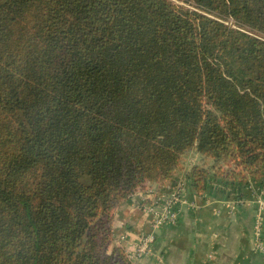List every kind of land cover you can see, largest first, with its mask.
Instances as JSON below:
<instances>
[{
    "label": "trees",
    "instance_id": "16d2710c",
    "mask_svg": "<svg viewBox=\"0 0 264 264\" xmlns=\"http://www.w3.org/2000/svg\"><path fill=\"white\" fill-rule=\"evenodd\" d=\"M183 1L0 0V264H134L113 210L191 149L263 188L264 0Z\"/></svg>",
    "mask_w": 264,
    "mask_h": 264
},
{
    "label": "crops",
    "instance_id": "0c3cea01",
    "mask_svg": "<svg viewBox=\"0 0 264 264\" xmlns=\"http://www.w3.org/2000/svg\"><path fill=\"white\" fill-rule=\"evenodd\" d=\"M194 166H207L212 173L203 193L195 191L189 177ZM214 169V160L196 149L185 153L171 178L174 183L167 186H178L182 197L174 223L154 228L153 214L137 205L136 196L116 207L112 222L116 244L131 253L141 236L151 232L156 236L151 250L134 264H264L256 235L257 216L262 214L264 244V186L257 189L252 184L240 197L234 188L220 184ZM164 183H147L152 189L146 194L148 201L168 191L162 189Z\"/></svg>",
    "mask_w": 264,
    "mask_h": 264
},
{
    "label": "built area",
    "instance_id": "2783aa9c",
    "mask_svg": "<svg viewBox=\"0 0 264 264\" xmlns=\"http://www.w3.org/2000/svg\"><path fill=\"white\" fill-rule=\"evenodd\" d=\"M161 194V193H160ZM182 202V197L179 188H177L176 192L172 193L171 196L164 201L162 211L156 213L153 220V227L158 228L166 223H174L178 219V209L176 204ZM264 208V202H262V209ZM262 226H263V216L259 214L257 216V224H256V235L258 240V246L264 249V244L261 240L262 235ZM156 236L153 232L143 235L139 238L136 249L131 253H127L130 259L134 262V260L142 257L146 253H148L154 242Z\"/></svg>",
    "mask_w": 264,
    "mask_h": 264
},
{
    "label": "rangeland",
    "instance_id": "374dc122",
    "mask_svg": "<svg viewBox=\"0 0 264 264\" xmlns=\"http://www.w3.org/2000/svg\"><path fill=\"white\" fill-rule=\"evenodd\" d=\"M173 3H176V4H178V5H181V6H184V7H186V8H189V9H194V7L191 5V4H188V3H186V2H184L183 0H171ZM205 167H207V166H205ZM166 181H168V180H166ZM166 181H164V182H166ZM164 182H162V183H164ZM170 183H171V179L169 180V184H163L162 185V189L164 188V190H168L167 192H165V193H163V192H160L161 194L159 195V197L158 198H156V199H151L152 201H148L147 200V198H146V194L149 192H151L152 191V189H150L149 187H148V184L146 183L145 185H144V187H142L141 189H139V191H137V193L134 195V196H136V197H139V198H137V199H135L136 200V203H137V205H139V206H143V208H145V209H148L147 211L148 212H151V214H153V217L156 215V213H158V212H161L162 211V207H163V204H164V201L166 200V199H168L170 196H171V194L172 193H174V192H176V190H177V188H178V186L176 187L175 185L174 186H172V187H170L169 189H168V185H170ZM174 182H172L171 184H173ZM148 187V188H147ZM161 189V190H162ZM133 197V196H132ZM131 197V198H132ZM124 202V201H123ZM123 202H121V203H123ZM120 203V204H121ZM120 204H118V205H120ZM117 207V206H116ZM116 207L114 208V210H113V215H114V213H115V209H116ZM154 220V219H153ZM115 236L113 235V241H112V244H111V246H110V249H109V251H111L112 250V247L114 246V245H117V246H121V247H123V245H121L120 243H118V244H116L115 243ZM123 241V240H122ZM124 248V247H123Z\"/></svg>",
    "mask_w": 264,
    "mask_h": 264
}]
</instances>
